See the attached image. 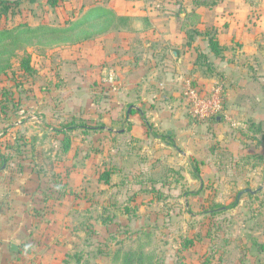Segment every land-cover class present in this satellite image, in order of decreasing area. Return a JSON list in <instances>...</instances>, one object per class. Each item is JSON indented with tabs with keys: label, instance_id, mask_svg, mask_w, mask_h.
<instances>
[{
	"label": "rangeland",
	"instance_id": "374dc122",
	"mask_svg": "<svg viewBox=\"0 0 264 264\" xmlns=\"http://www.w3.org/2000/svg\"><path fill=\"white\" fill-rule=\"evenodd\" d=\"M202 1L208 6L215 0ZM217 1L225 5L229 0ZM63 2L51 7L45 1H25L20 13L8 21L9 27L26 20L33 26H67L95 3L126 21L119 30L88 41L28 46L0 73V150L6 154L5 144L13 146L10 159L0 158V203L13 212L15 202L6 199L12 188L19 189L17 204L28 214L24 230L12 240L16 249L0 247V264H121L119 252L139 244L154 255L155 264H264V164L254 161L258 154L264 157V67L255 69L251 63H257V58H245L247 72L254 69L259 79L256 89L261 91L256 105L259 115L251 119L241 109L247 97L243 80L238 82L243 89L235 97L229 88L228 104L230 84L197 62L200 50L211 62L213 57L202 36L192 41L189 34L193 28H216L215 17L221 13L216 7L174 15V21L184 25L186 39L171 41L166 36L156 39L151 31L153 26L163 28L155 20L162 23L168 15L164 0L147 8L132 0ZM185 3L189 5L188 0ZM222 39L229 50L226 35ZM171 50L180 52L179 64ZM26 54L32 56L36 70L32 76L20 65ZM111 69L119 76L116 85L102 81ZM176 75L179 80L173 84L170 78ZM216 78L223 82L224 108L230 119L220 124L214 118L196 121L203 124L197 134L199 157L184 162L178 151L168 155L166 131L147 148L139 137L130 135L126 114L137 102H122L127 88L154 90L159 102L170 94L178 101L166 110L193 119L184 101L187 81L208 94ZM160 83L164 87H158ZM254 94L250 93L252 99ZM114 96L117 99L111 100ZM75 116L87 118L92 125L103 123L104 128L89 134L75 130L73 148L63 154L62 134L53 128L60 129ZM147 123L156 134L161 131L155 123ZM110 168L116 172L105 183L100 176ZM66 169L71 170L68 178L63 176ZM64 182H69L66 190L59 185ZM233 203L236 206L231 208Z\"/></svg>",
	"mask_w": 264,
	"mask_h": 264
},
{
	"label": "crops",
	"instance_id": "0c3cea01",
	"mask_svg": "<svg viewBox=\"0 0 264 264\" xmlns=\"http://www.w3.org/2000/svg\"><path fill=\"white\" fill-rule=\"evenodd\" d=\"M156 0H132L133 4L137 3H144L147 8L148 5H151ZM160 1V0H158ZM187 0H164V8L168 13L165 16V20L161 21L155 20V22L161 27L162 29L155 30V26L152 27L151 31L156 39L160 37L166 36L167 39H171V41L182 40L185 41L186 35L183 31V26L181 23L174 21L175 16H185L187 11H191L193 9L200 8H215L220 10V15L215 17V25L218 38L221 44L225 47L224 57L217 58L212 55V62L215 66V72L219 74L221 79L225 80L230 84L228 85L227 90V99L229 104V88L231 90V97H235V93L241 90L244 87V93H246L245 100L242 102V108L246 117L254 119L259 115L258 110H256L257 103L261 100V96H259V92L257 91L259 87V79L255 78L253 75L254 69L251 68L247 72V65L246 57L256 59L257 63H251V65L258 69V67H264V0L263 1H250L245 2V0H229L228 2L223 5L222 3H217L214 5L207 4H196L192 0L189 1V5L185 2ZM137 2V3H136ZM84 5V4H83ZM139 5V4H138ZM93 6H103L102 4L95 3ZM159 7V5H157ZM108 8V7H106ZM257 9V17H254L253 11ZM224 11V12H223ZM255 13V14H256ZM149 19H147L148 21ZM151 24H155V22L148 21ZM213 27V26H212ZM117 30V29H115ZM222 34L226 35V41L229 44V50H227V46L223 43ZM203 38V37H202ZM150 45V43H147ZM104 47V45H103ZM102 49V48H101ZM161 52V50H158ZM173 56L176 58L175 61L179 64L182 60L180 52L178 50H171ZM174 51H177V56L174 55ZM208 51V52H207ZM206 52L209 53V49ZM162 53V52H161ZM233 57L232 59L228 58ZM235 57V58H234ZM166 61V59H165ZM243 65H242V64ZM245 63V64H244ZM253 71V73H252ZM251 74L252 76L245 78V74ZM172 80V83L175 84L174 81L179 80V76ZM220 78H216V81H221ZM243 80V86L240 88L239 81ZM264 79V78H263ZM223 83V82H222ZM164 83H160L158 87H164ZM139 87V86H138ZM243 89V88H242ZM242 91V90H241ZM257 91V92H255ZM255 93L254 99L250 97V93ZM175 95V94H174ZM117 99V97L111 98V100ZM159 96L157 92L148 93V91L140 90V88H131V90L126 89V94L123 97L122 102L126 103L128 100H134L137 103H134L129 106L126 114V120L130 122L131 129L129 130L130 135H134L135 137L140 138V144L144 145L145 148L149 147L154 141L157 142L158 138L163 136V132L166 131L168 135L169 141L165 142L166 152L168 155L176 154L178 151L179 154L182 156V161L190 162L189 157H199L201 155V141L198 138L197 134L202 133L203 124H196V120L188 118L181 112H176L173 110V113L166 110L167 108L173 107V105L178 101L174 97H171L170 94H164L163 100L159 102ZM104 105H106L104 103ZM157 105H159L158 108ZM244 106L246 108H244ZM121 107V106H120ZM175 107V106H174ZM226 109V108H225ZM259 109V108H258ZM118 112L119 109L116 108ZM227 114H229V110L226 109ZM112 114V112H111ZM262 114V113H261ZM119 120L121 119V114L119 113ZM149 115V116H148ZM151 116L150 120L149 117ZM146 118L148 120H146ZM216 123H221L222 121H226L224 117L218 116ZM150 121L155 123L154 126L161 129V131L155 133L157 130L154 129L151 124L149 125L147 122ZM212 121V119H211ZM229 121V120H228ZM255 121V120H254ZM207 124V123H206ZM213 125V124H211ZM109 131H114L108 128ZM154 133L156 137L154 136ZM189 134V135H188ZM144 136V137H143ZM189 136L188 141L186 142L185 139ZM155 137V138H154ZM154 138V139H153ZM185 138V139H183ZM189 145L190 148L186 150H181V146ZM210 152V151H209ZM116 172V171H114ZM111 181V179H110ZM14 189L12 188L11 197L6 199L7 201L15 202L14 209H10L13 212H7L6 204L0 203V247L2 249L8 248L9 245L12 248L14 244L12 242L14 236L24 230V218L28 216L27 212L19 208L18 202V195L20 190H14L16 193H12ZM9 192V191H8ZM9 192V193H10ZM18 193V194H17ZM16 205V206H15ZM16 211V212H15ZM13 249V248H12Z\"/></svg>",
	"mask_w": 264,
	"mask_h": 264
},
{
	"label": "trees",
	"instance_id": "16d2710c",
	"mask_svg": "<svg viewBox=\"0 0 264 264\" xmlns=\"http://www.w3.org/2000/svg\"><path fill=\"white\" fill-rule=\"evenodd\" d=\"M28 1L30 3H39L45 1L51 5V7H58L64 3V0H0V73L5 72L11 67V59L17 55V52L21 49H25L28 46L42 43L45 41L48 46H59L63 43L81 42L91 40L94 36L108 33L112 30H119L122 24L126 21L124 16H119L109 8L102 6H93L83 14L79 19L70 22L67 26H53L49 24H37L31 25L28 20L20 21L18 24H13L9 27L8 21L14 19V17L20 13L22 4ZM198 4H208L202 0H192ZM217 0L212 5L216 4ZM211 4V3H210ZM186 15L189 16L188 12ZM186 16V17H187ZM192 41L195 40L196 35L202 36L208 42L209 52L217 57L223 58L225 47L221 44L216 29L213 27H206L205 30L200 31L197 28H193L189 34ZM197 62L200 65L206 64L207 71L212 74L215 73L214 63L211 62L206 53L199 51L197 54ZM197 63V64H198ZM21 68L24 69L28 75H34L36 73L35 67L32 64V56L26 54L20 61ZM217 121V118H214ZM252 127L258 128L254 123H251ZM104 128V124L92 125L90 120L82 116L73 117L70 122L61 126L60 129L53 128L59 134H62L60 140V147L63 154H68L73 148V132L75 130H81L83 134H89L91 131H99ZM259 129H261L259 127ZM2 148V147H0ZM7 152L2 153L0 150V158L3 162L10 159L11 156L8 152L13 148L10 144H5L3 147ZM256 165L264 164V157L260 154L254 156ZM114 168L103 170L100 179L105 183H110L111 175L114 173ZM71 174V170L66 169L64 172L65 178H68ZM62 176V175H59ZM59 178V177H58ZM65 190L69 186V182L59 184ZM196 194L197 192H192ZM233 203L230 207H235ZM131 213L129 209H127ZM143 233H141L142 235ZM264 248V245H262ZM119 258L121 264H155L154 255L146 252V247L143 244H139L136 248H130L127 251L119 252ZM116 254V256H118Z\"/></svg>",
	"mask_w": 264,
	"mask_h": 264
},
{
	"label": "built area",
	"instance_id": "2783aa9c",
	"mask_svg": "<svg viewBox=\"0 0 264 264\" xmlns=\"http://www.w3.org/2000/svg\"><path fill=\"white\" fill-rule=\"evenodd\" d=\"M102 81L109 85H116L119 81V76L115 70L111 69ZM185 87L184 101L194 120L206 122L218 116L230 119L224 108V86L221 81H217L208 94H203L189 80Z\"/></svg>",
	"mask_w": 264,
	"mask_h": 264
},
{
	"label": "water",
	"instance_id": "95a60500",
	"mask_svg": "<svg viewBox=\"0 0 264 264\" xmlns=\"http://www.w3.org/2000/svg\"><path fill=\"white\" fill-rule=\"evenodd\" d=\"M174 55L177 56V51H174ZM247 191H248V192H253V191L250 190V189H248ZM12 248H13V249H16L14 244L12 245Z\"/></svg>",
	"mask_w": 264,
	"mask_h": 264
}]
</instances>
